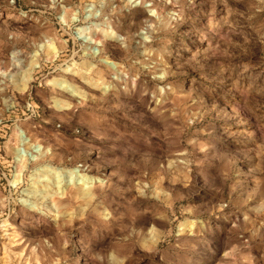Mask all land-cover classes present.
Returning <instances> with one entry per match:
<instances>
[{"label": "clouds", "instance_id": "clouds-1", "mask_svg": "<svg viewBox=\"0 0 264 264\" xmlns=\"http://www.w3.org/2000/svg\"><path fill=\"white\" fill-rule=\"evenodd\" d=\"M0 264H264V0H0Z\"/></svg>", "mask_w": 264, "mask_h": 264}]
</instances>
